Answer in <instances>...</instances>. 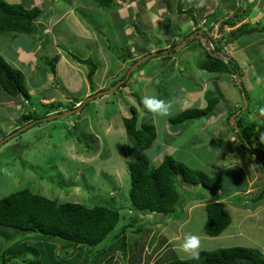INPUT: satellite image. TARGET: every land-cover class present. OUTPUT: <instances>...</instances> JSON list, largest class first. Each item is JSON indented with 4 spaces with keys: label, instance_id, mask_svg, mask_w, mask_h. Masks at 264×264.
I'll return each instance as SVG.
<instances>
[{
    "label": "rangeland",
    "instance_id": "rangeland-1",
    "mask_svg": "<svg viewBox=\"0 0 264 264\" xmlns=\"http://www.w3.org/2000/svg\"><path fill=\"white\" fill-rule=\"evenodd\" d=\"M7 1L29 7L34 0ZM57 1H60L57 5L62 8L73 11L75 7L76 11H74L79 12L77 14L79 16H91V21L74 22V19L67 15L64 20H72L75 24L73 27L69 26L70 21L63 25L55 22L56 15L49 27L47 20L51 18V9ZM141 1L129 5V0H115L114 9H104V12L100 13L93 0H48L44 2H48L45 8L42 3L37 4L42 10L44 9L45 14L38 19L40 24L34 33H19L9 47L3 43L4 38L0 40V51L3 52L4 58L20 70L25 71L32 67L34 75V77L28 76V71H25V77L28 76L25 83L31 95L28 100L12 97L3 92L0 86V143L4 141L0 144V197L28 188L36 194L59 202H79L86 205L102 203L118 208L121 214L119 228L134 219L137 224H146L142 230L136 231L137 228L134 227L128 231V244L129 246L133 244V248L131 247L128 253V260L121 253L120 242L115 241L107 248L106 258L100 254L94 264H107V259L113 254L115 258L110 264H130L133 249L139 252L140 243L144 244V248L139 256L141 259L138 258L136 261L137 264L162 263L175 258L189 259L194 256L182 247L188 235L199 238L198 252L230 246H252L259 248L264 254V206H259L260 201L256 203L259 207L254 204L241 211L232 209L231 226L217 237H210L203 230L206 216L204 205L213 198L210 191L201 187L193 186L194 189L202 192L199 197L201 200L191 202L185 209L178 210L174 220L173 216H169L170 218L164 221L158 220L161 215L154 214L146 216L140 214L137 217L130 210L128 165L139 156L145 155L155 164L164 157L172 155L193 168H198L200 163H209L208 161H212L215 166L219 164L227 166L231 159L229 156L231 150L237 152V148L240 149L237 144L230 141L232 134L237 136L238 130L230 125L231 117L237 113L240 114L238 119L244 121V126L253 124L257 127L256 138L264 144L261 139L264 137V122L257 115V113L262 114L260 109L264 108V31L242 35L236 41L226 37V44L223 43L224 51L230 56L234 55L233 58L240 67L238 72L242 73L240 75L242 80L239 83L235 75L232 79L236 81L229 82L228 73L209 72L199 68L198 62L203 57L204 50L200 40L197 39L189 40L183 49L170 53L169 57L165 55L162 58L156 56L148 59L131 72L127 79L126 76L136 61L159 50L162 35L164 38L162 44L166 45V42L180 31H176L173 27L153 28L146 16L142 15L144 7ZM157 1L160 0H155ZM163 1L170 5L169 0ZM181 2L186 9L189 7L193 9V14L197 16L201 25L206 18L203 15L210 9L216 10L214 15L226 16V19L234 18L236 13L238 15L243 12L242 14L246 15L242 21H238L232 28H227L225 32L219 30L218 23H216L217 28L212 26L210 30L206 29L207 37H213L212 41L216 46L217 41L224 39L230 31L238 27V24L245 23L248 27L264 26V4H259V0H181ZM175 3L178 6L180 1L176 0ZM219 3L224 5L220 6ZM156 10L157 6L154 11L157 12ZM178 14L170 8L167 17L178 19ZM211 15L213 14L209 16ZM87 29L95 33L91 39L85 32ZM79 31L85 35L84 39H82L84 35L80 36V33H77ZM157 33L159 35H156ZM8 34L12 35V32L4 35ZM192 35L181 36L176 46L181 45ZM16 47L26 52H29L26 48L35 50L36 56L32 59L33 62L18 57L21 52L16 51ZM130 53L133 57H129ZM71 54L83 59H91L97 66L93 83L87 77L89 66L77 63ZM57 56H59L58 61L54 60ZM171 56L176 62L169 64ZM53 60L56 61V76L51 74V66L46 63ZM32 63L36 68L31 66ZM67 63L70 65L77 63V71L80 72L71 69ZM142 70L148 71L149 79L143 78ZM174 71L176 73H173ZM121 81L123 83L116 91L105 96H97L102 91L112 90ZM241 86L244 90L240 89ZM202 87L207 88V102L210 96H218L220 102L227 108H231L235 101L240 103V109H234L237 112L225 122L227 130L218 133L221 137L219 141L216 140L218 135L215 134V129L205 132L200 130L199 120L204 121V117L201 118L202 120L185 122L179 127L170 122L171 117L186 109L183 107L187 104L183 100L186 98V91L198 90ZM94 95L96 98L83 106L80 112L49 121L44 120V116L46 118L59 112L73 110L70 109L73 104L80 101L76 103L74 107L76 109ZM145 95H156L166 101H173L172 114L165 118L157 117L154 121L152 114L142 103ZM193 102L198 104L199 100L193 99ZM51 103L57 105L58 111L46 115L51 111V106L45 104ZM194 104L193 106H197ZM133 107L138 110L139 125H152L156 130L155 141L146 150L139 148L135 139L127 134L124 126V118L132 116ZM27 113H31L33 117H38V121L43 122H36L23 132H19L28 125L23 120V116ZM39 117L43 119L39 120L41 119ZM224 120L225 118H221L220 122ZM171 145L178 146L179 151L171 152L172 149L169 147ZM246 152L250 154L249 150ZM249 160L245 163L247 164ZM245 163L242 167L250 171L248 174L250 177L251 168L246 169ZM261 167L260 171L264 174V169ZM238 169L226 168L221 171L225 174L222 192L226 198L234 201L233 203L242 204L246 196L239 193L235 196V192L248 188L249 177ZM235 172L237 179L233 180L228 173L235 174ZM252 183L254 188L249 197H254L255 192L259 190L258 180L253 179ZM222 192L220 197L223 196ZM16 233L18 232L14 230L0 229V253L6 247L18 253L21 247L29 244L33 250L31 253H37L31 261L37 264H47L46 261L51 260V252L68 264L78 262V255L65 256L64 253L68 248L63 244L48 242L41 247L35 245L34 240L19 239L21 236L14 235ZM162 236L168 238L170 248L165 246L157 251V244ZM88 255L89 253L83 254L81 262L76 264H88Z\"/></svg>",
    "mask_w": 264,
    "mask_h": 264
},
{
    "label": "trees",
    "instance_id": "trees-1",
    "mask_svg": "<svg viewBox=\"0 0 264 264\" xmlns=\"http://www.w3.org/2000/svg\"><path fill=\"white\" fill-rule=\"evenodd\" d=\"M93 1L98 7L105 10L114 9L116 5L115 0ZM179 1L178 13L180 15L188 13L196 22L197 18L193 14V9H185L181 0ZM242 13L238 15L236 13L234 18L224 20L221 25V31L223 32L226 27L235 26L238 21H242L246 17ZM43 14L45 13L38 6L27 8L21 3L0 0V34L9 32L32 34L36 31L39 25L38 19ZM217 20H219L217 14L208 16L206 25L209 27ZM247 27V24L244 23L235 31H231L224 39H219L216 49L219 52L224 51L223 43L226 44V37H230L231 41H236L242 35L264 31V26ZM201 47L203 48V46ZM203 49L204 57L198 62L200 69L209 72L230 73L240 77L241 74L238 72L240 67L233 57L227 55L229 60L224 61L213 55L216 52L212 53L205 50V48ZM71 56L77 63L89 66L90 69L87 77L93 83L97 66L91 59H83L74 54H71ZM129 57H133L131 53ZM58 58L59 56L55 57L54 60L58 61ZM54 60L46 63L51 66V74L56 76L57 69L56 61ZM122 79L124 80L125 76ZM25 81L24 72L14 67L0 54V86L3 92L12 97H22L28 100L31 95ZM240 89H243L242 86ZM218 101V96H210L205 108H186L180 114L171 117L170 122L177 127L185 122L200 119L209 114ZM76 103H80V101ZM76 103L70 109H74ZM45 106H51V111L47 112L46 115L57 113L58 111L55 103H51L50 105L45 104ZM37 119L38 117H33L31 113L23 116L25 123ZM36 122L43 121L37 120ZM243 122L242 119L237 120L240 130L236 131V137L240 143V147L245 151L249 150L255 156L258 165L264 169V144L256 138L257 127L253 124L244 126ZM124 126L127 134L135 139L140 149L146 150L150 148L155 141L156 130L154 126L148 124L139 125V113L134 107L132 108V116L124 118ZM248 145L251 147L249 148ZM232 168L236 167H229V169ZM128 170L130 175V188L128 192L130 210L137 217L140 214L146 216L157 213L162 214L160 220H167L170 218L169 216H173V219L177 217L178 210L185 209L186 205L191 202L201 200L199 197L202 192L197 191L193 186L210 191L213 200L205 202L206 216L203 224L204 233L210 237L222 235L231 226L233 216L231 211L227 209V203L230 202L239 208H247L258 203V201L261 203L264 200V189H262L254 197L246 196L242 204L233 203L234 201L226 198L222 192L225 184V174L223 172H220L218 175H211L203 169L193 168L189 164L177 160L172 155L164 157L156 166L152 165L147 156H139L129 163ZM238 170L243 171L240 168ZM236 172L235 174L228 173V175L233 180H236ZM221 192L222 197H220ZM237 195L235 193V196ZM120 220L121 214L118 208L102 203L86 205L79 202H59L36 194L28 188L14 192L9 196L0 197V229L4 231H17L18 233L14 235L19 234L21 236L19 239H25L26 241L34 240L35 245L41 247L44 244H48V242L63 244L68 248L64 253L65 256H70L71 254L78 255V262L76 263L81 262L85 253H89L88 264H94L97 256L100 254L106 258L105 253L107 248L115 241L120 242L119 248L121 253L128 260V253L130 248H133V244L131 243L132 246H129L127 233L134 227L137 228L136 231L142 230L146 224H137V221L134 219V221L119 228L118 224ZM168 242V238L162 236L159 239L156 250L158 251L165 246L169 247ZM10 245L11 243L8 244V246ZM49 246L51 247V245ZM139 246V252L133 249V256L132 258L130 257L131 260L129 261L130 264H137L138 258L141 259L139 256L144 248V244L140 243ZM32 251L29 244L21 247V251L18 253L6 247L0 253V264L15 262H19L20 264H37L35 261H31V258L37 255V253H31ZM198 253V257L194 256L189 259L175 258L167 262L148 264H264L263 252L259 248L252 246H230L215 250H201ZM51 256V260L46 261L48 262L47 264H68L58 255L54 256L52 252ZM114 258L115 254L109 256L107 264L112 263ZM151 258L149 257V259Z\"/></svg>",
    "mask_w": 264,
    "mask_h": 264
},
{
    "label": "crops",
    "instance_id": "crops-1",
    "mask_svg": "<svg viewBox=\"0 0 264 264\" xmlns=\"http://www.w3.org/2000/svg\"><path fill=\"white\" fill-rule=\"evenodd\" d=\"M46 1H48V0H46ZM45 0H39V2H38V0H34L33 1V3L29 6V7H27V8H32V7H34V6H37V4H39V3H42L43 4V6H44V8L46 7V5L48 4V2L47 3H44V2H46ZM130 1V3H129V5H131L132 3H135V4H137V3H139V1L140 0H129ZM175 1L176 0H172V2H170V0H169V3H170V5H168L167 4V2H164L163 0H160V1H157V2H155V0H148V1H145V0H142L141 1V4L143 5V11H144V13L142 14V15H144V16H146V18L148 19V21L151 23V26L153 27V28H159L160 26H164L166 29L168 28V27H173L176 31H178V30H180L179 32H177L178 34L176 35V36H174V37H171L170 38V41L169 42H166V45H163L162 44V41L164 40V38H163V35L161 36V39H160V45H161V47L159 48V50H162V49H167V48H169V47H172V46H174V45H176V44H178L179 43V41L181 40V36H187V35H189L190 33H193L197 28H198V25L200 24H196V23H194V21L193 20H191V18L189 17V16H187V15H179L178 14V19H174V18H172L171 16H168L167 17V14L169 13V11H170V8L171 9H173V11H175L176 13L178 12V7H179V4H178V6H176V3H175ZM217 1H219V0H217ZM58 2H60V1H57L56 2V4H55V6H53V8L51 9V18H49L47 21H48V24H49V27L51 26V24H50V22H51V20L53 19V18H55V16L57 15V19L56 20H54L55 22H57L58 24H66L67 22H71L70 23V25L69 26H73V27H75L74 25V23H73V21L72 20H70V19H66V20H64V18L67 16V15H69V17L71 18H73L74 19V22H79L80 23V21H87V20H89V21H91V16H79V15H77V14H79V12H75L76 11V8L74 7V9H73V11H71V9L69 10V8H62V7H59L58 5H57V3ZM264 4V0H259V4ZM220 4V6H222V5H224V4H222V3H219ZM155 5V6H154ZM194 5V4H193ZM156 6H157V12H155L154 11V9L156 8ZM185 6V5H184ZM259 6H261V5H259ZM154 7V9H152ZM230 7H232V6H230ZM97 9H98V11L100 12V13H103L104 11V9H102V8H100V7H98L97 6ZM189 9H190V7H189ZM235 9V8H234ZM44 10V9H43ZM75 10V11H74ZM70 11V12H69ZM81 11H83V10H81ZM216 10H213V9H210L208 12H207V14H204L203 16L204 17H207V16H209L210 14H213L214 15V12H215ZM225 13V12H224ZM71 15V16H70ZM77 15V16H76ZM224 20H226V16H219V20H218V23H222ZM204 21H205V19H204ZM39 23V22H38ZM40 24V23H39ZM244 24V23H243ZM219 25V24H218ZM241 25H239L238 24V27H235V29L233 30V31H235L236 29H238L239 27H240ZM216 28H217V25L215 26ZM227 28H230V27H226L224 30H223V32H225L226 31V29ZM232 28V27H231ZM234 28V27H233ZM86 30V29H85ZM92 30V29H91ZM219 30L221 31V27H219ZM230 30V29H229ZM232 30V29H231ZM87 34H89V38L91 39V36L92 35H94L95 36V33H94V31H89L88 29H87V31H85ZM84 32V33H85ZM222 32V31H221ZM231 32V31H230ZM19 33L20 32H17V33H15V32H12V35H4V34H1L0 35V40L2 39L3 40V38H4V41H3V43L4 44H7L8 45V47L9 46H11V44H12V41L17 37V36H19ZM80 36L81 35H84L83 33H82V31H79V32H77ZM82 33V34H81ZM21 34V33H20ZM156 35H159L158 33L156 34ZM228 35V34H227ZM167 36H169L168 34H167ZM85 38V35L82 37V39H84ZM184 38V37H183ZM9 40H11L10 42H9ZM35 49H37V47L35 48ZM26 50H29V52H26V51H23L20 47H16V51H20L21 52V54H20V56H18V57H21V58H24V60L26 61V59H28L27 61H29V62H33V60L32 59H35V56H36V54H35V50H32V49H27L26 48ZM152 52H155V51H153V50H151ZM156 51H158V50H156ZM0 54H2L3 55V52H1L0 51ZM4 54H6V52L4 53ZM28 56V57H27ZM167 57H169L170 55H166ZM203 57H204V55H202ZM230 56V55H229ZM234 55H231V57H233ZM158 57H165V55H161V56H158ZM172 57V56H171ZM170 57V61H169V64L171 63V62H176V59H173V57L171 58ZM202 57V58H203ZM236 58V57H235ZM14 59H12V61H13ZM16 60H19L18 58H16ZM15 61V60H14ZM24 61V62H25ZM74 63V62H73ZM76 64L77 63H75V65H70L69 63H67V65L71 68V69H73L74 71H76L77 73L78 72H80L79 70L77 71V69H78V67L76 66ZM30 66V65H29ZM31 66H33V67H35L34 66V64L32 63V65ZM32 68V67H31ZM29 69V70H25V71H28V76L30 75V76H33L34 77V75H33V70L32 69ZM36 68V67H35ZM22 70V69H21ZM32 70V71H31ZM23 72H24V74L26 73L24 70H22ZM143 71V78H147V79H149V77H148V71L147 70H142ZM180 71V70H179ZM173 73H176V71H174ZM240 74H242V73H240ZM175 75V74H174ZM233 75L234 74H230V73H228V80H229V82H235L236 80H233L232 79V77H233ZM28 76H27V78H28ZM27 78H26V80H27ZM146 79V80H147ZM240 79V78H239ZM238 79V82H241V80L242 79H240L239 80ZM218 81V80H217ZM144 82H145V80H144ZM136 84V83H135ZM135 88H137V86L135 87ZM207 88L205 89V87H202V88H200V89H198V90H190L189 92H187L186 91V98L185 99H183L187 104L185 105V106H183L184 108H192V107H197V108H205L206 106H207V104H208V102L206 101V94H207ZM10 99V98H9ZM193 99H198L199 100V102H198V104H194L195 102H193ZM47 100H51V99H47ZM41 101V100H40ZM221 100H219L218 101V103L215 105V107H214V109L209 113V114H207V115H205V116H203L204 118H205V120L204 121H200L199 119V123H200V130H202L203 132H205V131H209L210 129H215V134L216 135H218V137L216 138V140L217 141H219L220 140V134H218V133H222V132H224L225 130H227V127H225V122L227 121V119H229V116L232 114H234V113H236L237 111L236 110H234V109H237V108H239L240 109V103L239 102H236L235 101V103H233V105H232V107L231 108H227L226 107V105L224 104V103H222V102H220ZM44 102V101H43ZM47 102H51V101H47ZM46 102V103H47ZM193 104L194 105H197V106H193ZM240 114H235V119L236 120H238V116H239ZM221 118H225V120L221 123L220 122V119ZM201 119V118H200ZM202 120V119H201ZM196 121V120H195ZM230 125H231V123H230ZM179 127V126H178ZM234 128V127H233ZM235 129V128H234ZM183 132V131H182ZM230 132V131H229ZM231 133H233V131H231ZM230 141L232 142V143H235V144H237L239 147H240V143H239V141H238V139H237V137L235 136V134H232L231 136H230ZM172 150H171V152L172 151H174V150H177V151H179V149H178V146H174V145H171V146H169ZM174 147V148H173ZM232 151V153L229 155L230 156V162L229 163H227V166H224V164H219V165H213V162L212 161H208L209 163H205V164H209L210 166H204L205 164L204 163H200L201 165L198 167V168H200V169H203V170H205V171H207L209 174H211V175H218V174H220V172L222 171V170H225L226 168H229V167H236V168H240L241 170H243L242 172H244L247 176H248V174L250 173V171H248V170H245L242 166H243V164L246 162V160L248 161V159H250L249 160V162L246 164L245 163V165H244V167L245 166H247V167H245L246 169L247 168H251V176L249 177V186H248V188L246 189V190H238V191H236L235 193H240V194H242L243 196H250V194L252 193V188H254V187H252V185H253V183H252V181H253V179L255 180V179H257L258 180V182L260 183L259 185H258V191H256L255 192V194H258L262 189H264V174L260 171V166L258 165V163H257V161H256V159H255V156L253 155V154H249L248 155V153L245 151V150H243L241 147H240V149H238L237 148V152H234V150L232 149L231 150ZM246 153H247V155H246ZM248 156H250V158H248ZM164 159V158H163ZM163 159H161V161L163 160ZM160 161V162H161ZM159 162V163H160ZM158 163V164H159ZM158 164H155V163H152V165H158ZM204 164V165H203ZM260 207L261 206H264V200H263V202H261V205H259ZM258 206V207H259ZM227 207H229L230 209H228V210H230V211H232V209H234L235 211H241V210H244V208H239L237 205H234V204H231L230 202L229 203H227ZM235 211H233V212H235ZM232 213V212H231Z\"/></svg>",
    "mask_w": 264,
    "mask_h": 264
},
{
    "label": "clouds",
    "instance_id": "clouds-1",
    "mask_svg": "<svg viewBox=\"0 0 264 264\" xmlns=\"http://www.w3.org/2000/svg\"><path fill=\"white\" fill-rule=\"evenodd\" d=\"M185 8V7H184ZM186 9V8H185ZM191 9V8H190ZM192 10V9H191ZM184 15V14H183ZM185 15H187V14H185ZM187 16H189V15H187ZM196 16V15H195ZM190 18H191V16H189ZM196 18H197V16H196ZM191 20H193L192 18H191ZM194 21V20H193ZM206 22H207V17L205 18V21H204V23H203V25H201V24H199V21L197 20L196 22L194 21V23H196V24H199L198 25V28L193 32V33H190L189 35H191V34H193V35H198L199 34V32L200 31H202L203 32V35H204V38H203V40H204V42L205 43H208V45H207V47H204L203 46V44H202V46H203V48H205V50H207V51H209V52H211V51H213V52H216V53H224L226 56L228 55L227 54V52L226 51H218L217 49H216V46H215V48L213 49H209L208 47H209V43H210V41H212V38L211 37H207V33L205 32L206 31V29H207V31H208V29L210 30L211 28H212V26H216V23H218V20L217 21H215V22H213L209 27L206 25ZM219 24V27H221V25H222V23L220 24V23H218ZM189 35H187V36H189ZM187 36H185V37H187ZM194 39H197V40H200V39H198L197 37H195ZM219 41V40H218ZM217 41V42H218ZM200 42H201V40H200ZM214 42V41H213ZM202 43V42H201ZM177 45V44H176ZM176 45H174V46H172V47H176ZM171 47H169V48H167V49H170ZM167 49H163V50H158V51H164V50H167ZM204 50V49H203ZM172 53H174V52H172ZM162 55H164V54H162ZM166 55H169V54H166ZM229 56V55H228ZM231 57V56H230ZM236 76V75H235ZM238 79L240 78V77H237ZM239 83V82H238ZM142 103H143V105H144V107H145V109L149 112V113H151L152 114V116H153V119H154V121H155V118H157V117H159V118H165V117H168V116H170L171 114H172V111H173V107H174V104H173V101H171V100H168V101H166V100H164V99H161V98H159L158 96H156V95H145V96H143V98H142ZM260 112L262 113V114H264V108H261L260 109ZM259 113H257V115H258ZM236 123H237V120H236ZM29 124V123H28ZM232 126V125H231ZM235 129H236V127H234ZM239 129H240V127H239ZM262 139V141H264V137H262L261 138ZM154 215H161L162 216V214H157V213H155ZM158 220H160V219H158ZM199 245H200V240H199V238L198 237H196V236H194V235H188L186 238H185V242L183 243V245H182V247H183V249L186 251V252H189V253H191L193 256H195V257H198V255H199V253H198V251H197V249L199 248Z\"/></svg>",
    "mask_w": 264,
    "mask_h": 264
},
{
    "label": "water",
    "instance_id": "water-1",
    "mask_svg": "<svg viewBox=\"0 0 264 264\" xmlns=\"http://www.w3.org/2000/svg\"><path fill=\"white\" fill-rule=\"evenodd\" d=\"M195 37H197L198 39L201 40L202 44L204 47H207L208 43H205L203 38H204V35H203V32L200 31L198 35H192L191 37L187 38L181 45H178L176 47H171L170 49H167V50H164V51H157L155 53H151L141 59H139L131 68H130V71L129 73L127 74L126 78L128 79L130 77V73L133 72L138 66H140L142 63H144L145 61H147L148 59L150 58H153V57H156V56H161L162 54L166 55V54H170L174 51H177V50H181L183 49L189 40L191 39H194ZM213 53V51H211ZM214 56L216 57H219L220 59L224 60V61H228L229 60V57L226 56L224 53H213ZM123 83V81H121L117 86H115L112 90L110 91H102L100 93H98L97 96H105L111 92H114L116 91V89L118 88V86ZM96 98V95L94 96H91L89 98H87L78 108L76 109H73V110H70V111H66V112H62V113H58V114H54V115H51V116H48L46 118H44V120L46 119L47 121L49 120H52V119H56V118H62V117H66V116H71L73 114H76L78 112H80V110L83 108V106H85L89 101H92ZM258 118L264 122V114H258ZM36 123V121H33L32 123H29L27 126H25L24 128H22L19 132H23L24 130H26L27 128L31 127L32 125H34ZM230 123L232 126L236 127V129L239 131V126L238 124L236 123V119H235V115H233L231 117V120H230ZM7 140V139H5ZM4 141H2L0 144H3ZM248 147L250 148L251 146L248 145Z\"/></svg>",
    "mask_w": 264,
    "mask_h": 264
},
{
    "label": "built area",
    "instance_id": "built-area-1",
    "mask_svg": "<svg viewBox=\"0 0 264 264\" xmlns=\"http://www.w3.org/2000/svg\"><path fill=\"white\" fill-rule=\"evenodd\" d=\"M212 33H213V32H212ZM211 38L213 39V37H211ZM215 46H216L215 43H214L213 41H210V43H209V47H208V48H209V49H212V48L214 49Z\"/></svg>",
    "mask_w": 264,
    "mask_h": 264
}]
</instances>
